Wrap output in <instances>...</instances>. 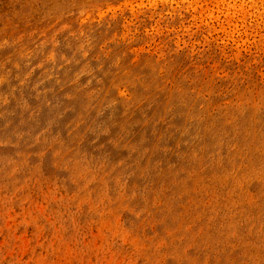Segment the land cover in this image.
<instances>
[{
	"label": "rangeland",
	"instance_id": "1",
	"mask_svg": "<svg viewBox=\"0 0 264 264\" xmlns=\"http://www.w3.org/2000/svg\"><path fill=\"white\" fill-rule=\"evenodd\" d=\"M0 264H264V0H0Z\"/></svg>",
	"mask_w": 264,
	"mask_h": 264
}]
</instances>
